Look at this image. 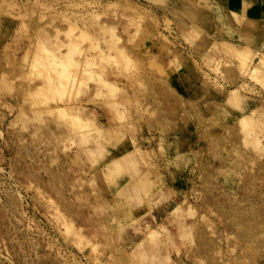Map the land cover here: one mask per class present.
<instances>
[{"label":"rangeland","instance_id":"1","mask_svg":"<svg viewBox=\"0 0 264 264\" xmlns=\"http://www.w3.org/2000/svg\"><path fill=\"white\" fill-rule=\"evenodd\" d=\"M263 61L195 0H0V264H264Z\"/></svg>","mask_w":264,"mask_h":264},{"label":"crops","instance_id":"2","mask_svg":"<svg viewBox=\"0 0 264 264\" xmlns=\"http://www.w3.org/2000/svg\"><path fill=\"white\" fill-rule=\"evenodd\" d=\"M203 6L221 8L235 14L238 19H246L251 23L264 22V0H195Z\"/></svg>","mask_w":264,"mask_h":264},{"label":"bare ground","instance_id":"3","mask_svg":"<svg viewBox=\"0 0 264 264\" xmlns=\"http://www.w3.org/2000/svg\"><path fill=\"white\" fill-rule=\"evenodd\" d=\"M261 64L264 65V61L261 62ZM233 95H235V93H233L231 96H233ZM231 96H230V98L233 99V98H235L237 95H236L235 97H231ZM56 109L59 110L60 112H62V114H64L65 116L75 117V118L77 117V115L74 116L73 114L70 113V111H69V110H70L69 107H59V108H56ZM246 120H247V119H246Z\"/></svg>","mask_w":264,"mask_h":264}]
</instances>
